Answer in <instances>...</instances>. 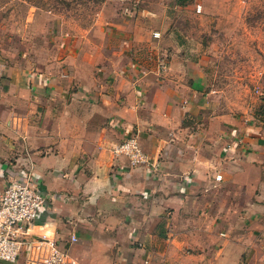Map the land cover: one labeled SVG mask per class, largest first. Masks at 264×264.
I'll return each mask as SVG.
<instances>
[{"label": "crops", "instance_id": "1", "mask_svg": "<svg viewBox=\"0 0 264 264\" xmlns=\"http://www.w3.org/2000/svg\"><path fill=\"white\" fill-rule=\"evenodd\" d=\"M159 22L99 24L95 56L64 41L41 70L0 61V194L30 175L46 198L32 233L78 264H255L264 133L204 113L191 37ZM129 137L149 164L113 156Z\"/></svg>", "mask_w": 264, "mask_h": 264}, {"label": "rangeland", "instance_id": "2", "mask_svg": "<svg viewBox=\"0 0 264 264\" xmlns=\"http://www.w3.org/2000/svg\"><path fill=\"white\" fill-rule=\"evenodd\" d=\"M160 18L191 37L204 113L243 118L264 133V0H0V61L41 70L68 52L64 41L93 57L99 24L124 19L151 27ZM249 259L239 264H253ZM256 260L264 264V256Z\"/></svg>", "mask_w": 264, "mask_h": 264}, {"label": "built area", "instance_id": "3", "mask_svg": "<svg viewBox=\"0 0 264 264\" xmlns=\"http://www.w3.org/2000/svg\"><path fill=\"white\" fill-rule=\"evenodd\" d=\"M153 37L158 38L159 33H154ZM112 154L116 159L125 160L131 168L149 164V157L132 137L115 145ZM45 201L30 175L19 177L3 190L0 194V261L16 264L22 259V264H78L59 248L56 240L32 233V225ZM71 241L74 242L75 237H71Z\"/></svg>", "mask_w": 264, "mask_h": 264}, {"label": "trees", "instance_id": "4", "mask_svg": "<svg viewBox=\"0 0 264 264\" xmlns=\"http://www.w3.org/2000/svg\"><path fill=\"white\" fill-rule=\"evenodd\" d=\"M103 0H93V3H101ZM189 0H176V5L177 6H181L184 5L185 2H187Z\"/></svg>", "mask_w": 264, "mask_h": 264}]
</instances>
